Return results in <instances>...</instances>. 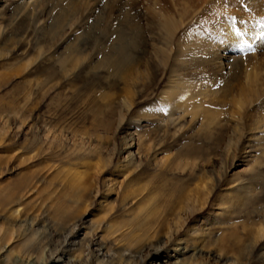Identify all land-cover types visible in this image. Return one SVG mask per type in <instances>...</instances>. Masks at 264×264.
<instances>
[{
    "label": "rangeland",
    "instance_id": "1",
    "mask_svg": "<svg viewBox=\"0 0 264 264\" xmlns=\"http://www.w3.org/2000/svg\"><path fill=\"white\" fill-rule=\"evenodd\" d=\"M23 1L0 2V260L138 264L124 221L181 185L213 191L143 264H264V0Z\"/></svg>",
    "mask_w": 264,
    "mask_h": 264
},
{
    "label": "bare ground",
    "instance_id": "2",
    "mask_svg": "<svg viewBox=\"0 0 264 264\" xmlns=\"http://www.w3.org/2000/svg\"><path fill=\"white\" fill-rule=\"evenodd\" d=\"M7 1H9V0H0L1 3L7 2ZM22 2H24V1L22 0ZM29 2L30 1H28L27 3H29ZM35 12H38V10L36 8H35ZM13 20H16V19H13ZM11 22H13V21H11ZM64 26H65V29H68V32H72V29H74L73 28L74 26L72 23L67 24V25L65 24ZM132 146H133V143H132ZM128 153L131 154V152H128ZM153 162H154V160H153ZM98 163H99L98 165L100 166V167L98 166V168H100L98 170H101L102 167L104 168V167L108 166L107 162L101 163V161H100ZM155 164H157L158 167H160L158 172L157 173L155 172L156 173L155 177H157L158 179H161V180L165 179V177H167V175H169L170 173H172L176 169L183 172L184 170H186V168L189 165H191L190 167H195V165H196L195 162H194V164H193V162L191 164H189L188 162H173V161H170L168 159H166L164 161L161 160L159 162L155 161ZM151 165H152V163L147 161V160H146V162L145 161L144 162H142V161L136 162L134 160V158L129 157L127 163L123 166L127 169L137 170L138 172L136 175L139 176L138 174H144L145 169L150 167ZM80 174L81 173H77V175H76L77 177L74 176V178H75V180L82 182L83 177ZM189 177H190V180H192V182H193V180L197 179V176L193 173L192 174L190 173ZM200 179H201V177H200ZM186 189L187 188L185 186H181V185L177 186V188L176 187L173 189L171 188L168 190V192H166V194L163 195V193H161L160 198H157L158 199L157 201H159V203H156V202L155 203L158 205V207L153 206V207H149L146 209L145 207L141 206V207L137 208L138 211L136 210V214H135V212H132L133 215L135 214L134 218L130 219V220L128 219V221H124L125 223L123 222L124 226L125 225L127 226V229L130 228V230L127 232L124 230V232H126V233L122 234L123 239L127 240V245L125 248L128 250L135 249V248L137 249V248H140L142 244H147V247L145 249L141 248L139 253H138L139 255L141 254V258H142V253H146L145 258H149V259H151L153 256L161 254L162 251H164V248L162 247L160 242H158L156 240L160 238L161 234L164 233L166 229L170 228V216H173L175 219H177V221L175 223L176 228L183 227L187 222L191 221L192 216L194 214H196V212L205 208V206L208 203V199L210 198V195L213 191L212 188L210 191H207V192H204V191L201 192V191L196 190L197 191L196 193H192V191H194V190H190L193 195H189V193L186 191ZM86 190H87V187L84 188L83 191L77 195V201L78 200H84L83 198H84ZM161 191L162 190H159V192H161ZM133 193L131 195H133ZM152 193H153L152 190L148 191V194H152ZM136 194H137V192H136ZM136 194H134V195H136ZM152 195L148 196L150 200H153L158 196V194L155 197ZM201 195H204V197ZM7 200H9V201H7ZM7 200H5V201L3 200L2 204H7V203L11 202L13 200V198H9ZM160 202L162 203L161 205H160ZM189 202H191V203H189ZM85 203H86V200H85ZM85 206H86V204H85ZM117 227H119V226H117ZM121 227H123V226H120V228ZM8 229L9 228L5 229V232H4L5 236L0 237V241L2 243H8L10 241L9 240L10 239V237H9L10 231ZM118 229H116L115 231H118ZM176 230L177 231H174V232L177 233L179 229H176ZM115 231H109V232L113 233ZM263 234H264V228H259V230H258L259 238ZM4 245H3V247H4ZM21 245H23V244H21ZM14 247L16 250L15 249L13 251L11 250L9 253V256L15 251L25 252V250L26 251L28 250L27 252L29 253V250H30L29 246H26V245L19 246V247L15 245ZM57 251L58 250L56 249V252L54 250V251H50L49 253H47L46 264H57L59 262L64 261L63 256L65 255V253L63 252L64 255H59V254H57ZM139 255H136L137 258L135 260L137 261L138 264H143V261L139 257ZM11 256H13V255H11ZM12 262H13V264L18 263V261L16 259L15 260L13 259ZM4 263H5L4 260H0V264H4ZM8 264H9V262H8ZM182 264H194V263L190 262V263H182Z\"/></svg>",
    "mask_w": 264,
    "mask_h": 264
},
{
    "label": "snow or ice",
    "instance_id": "3",
    "mask_svg": "<svg viewBox=\"0 0 264 264\" xmlns=\"http://www.w3.org/2000/svg\"><path fill=\"white\" fill-rule=\"evenodd\" d=\"M262 23V26H264V21L261 22ZM237 31V35H241V33L239 32V30H236ZM261 37H264V32H261Z\"/></svg>",
    "mask_w": 264,
    "mask_h": 264
}]
</instances>
